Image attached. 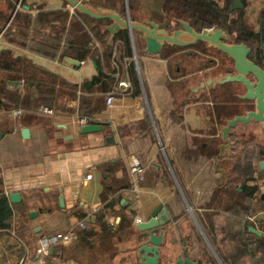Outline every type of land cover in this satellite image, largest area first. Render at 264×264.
<instances>
[{
	"label": "crops",
	"instance_id": "crops-1",
	"mask_svg": "<svg viewBox=\"0 0 264 264\" xmlns=\"http://www.w3.org/2000/svg\"><path fill=\"white\" fill-rule=\"evenodd\" d=\"M83 1L109 4L137 20L152 15L142 18L140 3L165 14L160 0H131L133 9L130 0ZM247 1L260 19L264 0ZM110 22L64 0H0V101L11 102L28 85L20 57L68 85L65 93L56 85L59 109L0 105V198L13 211L10 218L0 216V264H41L42 241L72 229L77 235L71 242L50 244L47 264H144L139 248L150 236L138 224L154 212L155 219L169 217L159 264H177L179 257L196 264H264L260 255L239 254L241 236L264 238V169L257 159L242 157L232 170L224 156L221 180L218 105L213 90H191L197 62L177 65L166 48L147 53L140 32L121 30L111 43ZM84 48L89 53L80 58ZM100 72L102 80L94 79ZM44 105L54 113L43 112ZM84 116L102 129L83 132ZM208 143L218 151L214 160L203 156ZM134 157L146 168L138 192L131 188ZM242 183L260 191L253 200L238 195L245 202L236 208L233 191L243 193ZM250 213L256 222L246 219Z\"/></svg>",
	"mask_w": 264,
	"mask_h": 264
},
{
	"label": "water",
	"instance_id": "water-1",
	"mask_svg": "<svg viewBox=\"0 0 264 264\" xmlns=\"http://www.w3.org/2000/svg\"><path fill=\"white\" fill-rule=\"evenodd\" d=\"M77 9L80 13L87 14L97 19H109L111 22L105 25V29L110 32V42L112 43L116 34L121 30H128L131 36L135 32L142 33L147 53H159L165 45L188 46L195 44L198 41L206 42L210 47L219 49L226 53L228 57L234 60V71L214 75L209 71V76L205 80L192 87V91L213 90L218 85L228 82H240L246 86L247 91L242 98L254 99L256 102L255 109L248 110L244 114H237L227 118L225 124L221 126V137L223 142L220 144V151L217 155L216 170L221 173V180L224 181V171L220 168L219 163L222 157L229 159L234 155V142L231 134L232 130L240 122L249 123L251 121L261 122L264 126V68L250 58L252 47L245 42H236L234 35L225 31L220 26L212 28H203L197 30L190 22L180 20L182 28L169 31L161 27L156 21L146 19L144 21L133 19L128 12L123 15L118 10L110 7L94 6L83 0H64ZM237 8H245L242 0H233L230 10ZM253 74L255 80H252L249 75ZM102 129L101 124L87 123L82 126L83 132H91ZM24 134L29 133V128L23 129ZM264 169V160L260 162ZM264 198V194L262 195ZM157 214L147 217L146 221H141L138 227L144 230L150 237L148 241L142 244L139 252L144 264H159L160 245L163 240L164 226L168 223L169 217H159L155 219ZM159 229V233L156 231ZM251 231L260 234V231L254 226L250 227ZM177 264H196L188 258L179 257Z\"/></svg>",
	"mask_w": 264,
	"mask_h": 264
},
{
	"label": "trees",
	"instance_id": "trees-1",
	"mask_svg": "<svg viewBox=\"0 0 264 264\" xmlns=\"http://www.w3.org/2000/svg\"><path fill=\"white\" fill-rule=\"evenodd\" d=\"M161 9L166 14L171 16L180 17L189 20L195 27L202 29L205 27H214L220 26L227 32H230L234 35V39L237 42H245L248 45H251L252 42L258 41L257 52L262 50V39H264V12L260 15L261 28L258 30L250 27L244 20L245 11L248 1L242 0L245 4V8H237L230 10L233 0H160ZM106 6L110 7L111 5L107 4ZM135 5L133 1L130 0V8L133 9ZM65 15V14H64ZM101 21V20H100ZM98 33L101 32L100 29H97ZM85 39V46L88 44L91 39L88 35ZM72 43V42H70ZM57 47L58 46H54ZM89 49L83 50L79 54L80 58H84L88 55ZM17 62H25L26 65V89L24 92L18 91L11 98V102L4 104L0 101V105L6 107H24L26 109L38 108L43 104H47L54 109H59L61 103L57 101V88L56 85L60 82L62 87L59 89L62 92H67V83L59 78L57 74L46 70L44 68L35 69L33 64L28 60H24L21 57L16 60ZM99 63V59H98ZM33 70H30V69ZM35 69V70H34ZM104 73L100 72V75H97L94 79L102 80ZM106 77V76H105ZM30 85V87H29ZM28 87V88H27ZM35 88L37 93H32V89ZM69 92L73 89L71 86L68 88ZM214 144H205L203 150V156L208 159L215 158V155L218 153L217 149L214 148ZM261 158H264V149L261 150ZM249 171V176L253 175V169L251 166H247ZM252 177V176H251ZM250 177V178H251ZM241 187L243 188V193L239 192L234 188L233 194L236 197L235 207L242 206L244 200L238 195L249 196L250 200H253L259 193L260 188L257 184L248 185L242 183ZM13 214L12 208L8 202L7 198H0V216L1 219L10 218ZM5 224V223H4ZM2 224V225H4ZM241 244L245 246L239 250L240 256L244 254H251L252 256L260 255V259H264V238H258L257 240L249 241L247 240L246 235L241 236ZM225 258V257H224ZM226 259V258H225ZM227 264V259L226 262Z\"/></svg>",
	"mask_w": 264,
	"mask_h": 264
},
{
	"label": "flooded vegetation",
	"instance_id": "flooded-vegetation-1",
	"mask_svg": "<svg viewBox=\"0 0 264 264\" xmlns=\"http://www.w3.org/2000/svg\"><path fill=\"white\" fill-rule=\"evenodd\" d=\"M158 16L148 15L147 18L141 20L144 21L146 19H150L156 21L160 24L161 27L168 29L169 31H173L175 29L182 28V24L179 22L180 20L187 19L171 16L170 14H163L161 15V21L155 20L154 18ZM190 24L194 26L191 22ZM195 27V26H194ZM197 30L198 29L195 27ZM205 28H212V27H205ZM226 31V30H225ZM136 33V32H135ZM139 33V32H138ZM237 42V41H236ZM146 46V42H145ZM164 48L168 49V53L170 55V60L177 63V65H185L188 66L190 61L185 64V58L192 57L191 59L195 58H202V63H199V74L197 77V85L200 83L201 80H205L209 76V71L212 72L214 75L226 73L228 71H234V60L222 51L217 48L210 47L206 42L198 41L195 44H191L188 46H178V45H165ZM163 48V49H164ZM214 48L215 50L219 51L226 58L230 64L226 67V63L224 59H220L218 57L208 56V49ZM250 58L254 60L256 63L261 65L264 68V53L263 51L257 52L252 48V52L250 54ZM188 59V60H191ZM205 59V61H203ZM194 64V62H192ZM225 65V66H224ZM226 67L224 71L217 72L216 68ZM249 77L252 80H255V76L251 73ZM196 85V86H197ZM241 85L243 90L236 88V86ZM205 91V90H199ZM212 91V90H209ZM214 91V100L218 105V119L220 121V130L221 126L225 124V120L227 118L233 117L237 114H244L248 110L255 109L256 102L254 99L250 98H242L240 95L246 93L247 88L240 82H228L225 84L218 85L216 88L213 89ZM232 140L234 142V155L232 158L228 160L231 162L232 170L235 169L237 166L239 159L244 158L247 161L252 159H257L260 163L262 160L261 158V150L264 149V126L261 122L251 121L249 123L240 122L236 125V127L232 130ZM253 147V148H252ZM258 157V158H257ZM261 158V159H260ZM261 166V165H260ZM262 168V167H261ZM263 169V168H262Z\"/></svg>",
	"mask_w": 264,
	"mask_h": 264
},
{
	"label": "built area",
	"instance_id": "built-area-1",
	"mask_svg": "<svg viewBox=\"0 0 264 264\" xmlns=\"http://www.w3.org/2000/svg\"><path fill=\"white\" fill-rule=\"evenodd\" d=\"M262 51L264 53V45L262 46ZM115 93H110L107 97L108 104H112L115 99ZM41 110L46 113H54V110L50 108L47 105H44L41 107ZM23 109H14V113H22ZM81 125L87 124L89 122V119L87 117H80L79 119ZM145 165L141 161V159L134 157L131 161L130 165V174H131V188L132 190L138 192L140 191L141 184L144 181L145 178ZM246 219L251 222H256L257 215L250 213L246 216ZM141 219L139 218L138 221ZM87 223L85 221H82L81 226L85 227ZM77 233L75 230H69L65 232H59L55 235H53L49 240L42 241V244L38 248V252L40 254V260L41 264H47L45 261V257L47 254H49V246L50 244H59V243H69L73 239H75Z\"/></svg>",
	"mask_w": 264,
	"mask_h": 264
},
{
	"label": "rangeland",
	"instance_id": "rangeland-1",
	"mask_svg": "<svg viewBox=\"0 0 264 264\" xmlns=\"http://www.w3.org/2000/svg\"><path fill=\"white\" fill-rule=\"evenodd\" d=\"M221 2H223V0H221ZM138 8H139V9H140V8H143V9H142V12H144V14H143V15H140V16H142V18H143L144 15L149 14V12H150V14H152V15H154V16H158V17L161 18V16H160L158 13H156L157 11H155L154 14L151 13V12H154V10H153L154 7H152V6H149V5H142V4L140 3ZM154 9H156V8H154ZM257 9H258V8H257ZM244 11H245V16H244V20H245V22H246L250 27H252L253 29L258 30V29H259V15H258L257 11L255 12V9H254L253 7H251V6L247 7L246 9H244ZM147 16H148V15H147ZM144 18H147V17L144 16ZM139 43H140V45H141L142 47L145 46V40H144L143 38H140ZM258 45H259V44H258V41H255V42H252L250 46H251L254 50H256L257 47H258ZM167 51H168V50H167ZM208 53H209V54H208L209 57L215 56V57H218V58H220V59H221V58L224 59L225 63L227 64L226 67L229 66L230 62H229L226 58H224L223 55H222L221 53H219V51L215 50L214 48H209V49H208ZM184 60H185V64H187L189 61H190V62H197V65H199V63H202V62H201V61H202V58H201V57H200V58L191 59V60H188L187 58H185ZM203 61H205V59H204ZM224 66H225V65H224ZM226 67L216 68V69H217L216 71H217V72H219V71H224ZM236 88L239 89V91H240V90H243V87H242L241 85L236 86Z\"/></svg>",
	"mask_w": 264,
	"mask_h": 264
}]
</instances>
